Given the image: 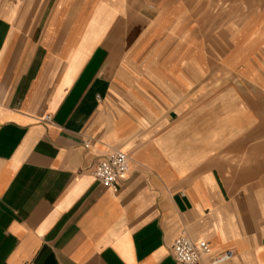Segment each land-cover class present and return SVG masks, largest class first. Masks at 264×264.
I'll list each match as a JSON object with an SVG mask.
<instances>
[{"label": "crops", "instance_id": "obj_1", "mask_svg": "<svg viewBox=\"0 0 264 264\" xmlns=\"http://www.w3.org/2000/svg\"><path fill=\"white\" fill-rule=\"evenodd\" d=\"M185 8L0 0V264H180L182 232L264 264V35L210 67Z\"/></svg>", "mask_w": 264, "mask_h": 264}, {"label": "rangeland", "instance_id": "obj_2", "mask_svg": "<svg viewBox=\"0 0 264 264\" xmlns=\"http://www.w3.org/2000/svg\"><path fill=\"white\" fill-rule=\"evenodd\" d=\"M190 24L203 37L206 64L224 63L229 55H240L243 48L235 35L261 33L264 35V0H183ZM212 75V72L207 73ZM226 74V75H223ZM228 74L221 72L222 79ZM211 78V77H210Z\"/></svg>", "mask_w": 264, "mask_h": 264}, {"label": "built area", "instance_id": "obj_3", "mask_svg": "<svg viewBox=\"0 0 264 264\" xmlns=\"http://www.w3.org/2000/svg\"><path fill=\"white\" fill-rule=\"evenodd\" d=\"M88 146V145H86ZM130 156L121 149H111L94 165L93 175L104 185L117 189L119 181L130 170ZM173 256L180 264H197L211 252V245L206 240L195 241L187 232H182L173 243ZM234 256L231 250L212 258L210 264H221Z\"/></svg>", "mask_w": 264, "mask_h": 264}]
</instances>
